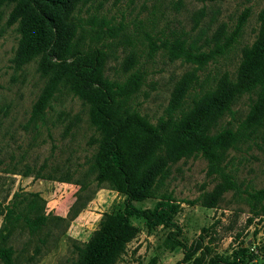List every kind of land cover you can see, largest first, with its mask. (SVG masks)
Instances as JSON below:
<instances>
[{
  "label": "rangeland",
  "instance_id": "obj_1",
  "mask_svg": "<svg viewBox=\"0 0 264 264\" xmlns=\"http://www.w3.org/2000/svg\"><path fill=\"white\" fill-rule=\"evenodd\" d=\"M263 6L264 0H90L81 18L85 43L106 51L108 78L121 81L138 69L144 73L130 104L155 123L168 106L174 84L196 66L172 58L162 43L181 38L208 51L217 31L223 29L230 36L242 21L232 49L197 71L204 90L224 72L235 73L241 49L257 36ZM10 12L11 6H0V229L13 202L38 194L45 202L48 223L35 235L19 227L12 232L9 245L16 264H73L75 247L99 229L105 213L122 212L125 198L94 181L90 167L98 134L90 126L87 107L67 87L55 92L42 118H31L47 78L36 61L16 66L20 35L16 24L7 25ZM93 16L94 26L89 23ZM150 41L157 48L152 56ZM248 105V97H241L234 105V120L226 117L224 123L236 127L247 116ZM227 156L226 172L241 189L264 187V125ZM215 183L206 176L201 157L181 159L172 166L166 190L180 203L174 222L181 233L176 238L189 247L202 236L209 255L205 264L215 254L231 259L238 246L251 253L247 264H264V216L247 224L252 215L242 198L230 191L215 208L183 202L210 192ZM157 201L135 205L152 209ZM132 224L137 235L116 264H192L182 248L167 240L173 229L159 226L148 231L140 219H132Z\"/></svg>",
  "mask_w": 264,
  "mask_h": 264
},
{
  "label": "trees",
  "instance_id": "obj_2",
  "mask_svg": "<svg viewBox=\"0 0 264 264\" xmlns=\"http://www.w3.org/2000/svg\"><path fill=\"white\" fill-rule=\"evenodd\" d=\"M89 1L0 0V6H11L7 25L16 24L20 35L16 66L36 61L47 78L31 118H42L55 92L67 87L87 107L90 126L98 134L90 167L94 181L125 198L122 212L105 213L99 229L86 243L75 247L73 264H116L137 235L132 219L143 220L148 231L159 226L173 229L167 237L172 246L182 248L185 259L192 260V264H205L209 255L202 236L189 247L176 238L181 233L174 222L180 203L166 190L167 181L172 166L181 159L201 157L206 161V176L216 182L215 186L197 199L183 202L215 208L224 194L232 191L252 215L247 224L264 216V187L241 189L234 176L226 172L228 152L251 139L264 125V6L258 14L257 36L241 49L235 73L224 72L204 90L197 71L232 49L242 21L230 36H225L223 29L217 31L212 37L213 48L208 51L188 45L181 38L162 43L172 58L196 66L174 84L164 114L152 123L130 104L144 73L138 69L121 81L111 80L105 75L104 47L85 43L81 14ZM89 23L96 24L94 16ZM149 46L152 56L157 48L152 41ZM243 96L249 100L245 119L236 127L224 123L226 117L234 120V105ZM29 196L7 208L6 223L0 229L2 264H16L9 242L17 227L35 235L48 223L44 200L38 194ZM147 199L158 201L152 209L135 205ZM251 258L245 247L238 246L231 259L215 254L209 264H247Z\"/></svg>",
  "mask_w": 264,
  "mask_h": 264
}]
</instances>
